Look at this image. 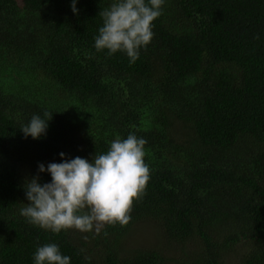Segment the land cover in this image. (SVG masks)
<instances>
[{"label": "trees", "instance_id": "obj_1", "mask_svg": "<svg viewBox=\"0 0 264 264\" xmlns=\"http://www.w3.org/2000/svg\"><path fill=\"white\" fill-rule=\"evenodd\" d=\"M113 2L0 0V264L47 243L70 264H264V0H165L132 64L94 46ZM129 134L150 180L127 226L56 234L21 215L26 182L52 180L40 163L91 162ZM148 224L157 241H131Z\"/></svg>", "mask_w": 264, "mask_h": 264}, {"label": "clouds", "instance_id": "obj_2", "mask_svg": "<svg viewBox=\"0 0 264 264\" xmlns=\"http://www.w3.org/2000/svg\"><path fill=\"white\" fill-rule=\"evenodd\" d=\"M164 2L114 0L99 13L103 26L94 38L95 49L107 50L108 55L124 52L129 63H135L140 50L154 38L153 22L162 15ZM72 11L78 14L76 0H72ZM51 118L52 112H45L43 118L33 115L21 127L25 138L46 135ZM146 143L144 138L129 134L126 139L113 140L107 152L95 154L91 162L77 156L61 163L51 162L47 168L40 163L39 172H49L52 180L41 184L34 176L26 182L30 203L20 210L21 215L29 223L56 234L70 229H95L99 234L105 225L127 226L132 220L133 202L142 200L150 180V168L144 161ZM70 260L56 243L39 246L34 253L35 264H70Z\"/></svg>", "mask_w": 264, "mask_h": 264}, {"label": "rangeland", "instance_id": "obj_3", "mask_svg": "<svg viewBox=\"0 0 264 264\" xmlns=\"http://www.w3.org/2000/svg\"><path fill=\"white\" fill-rule=\"evenodd\" d=\"M152 224H148L146 226H142L140 229L137 231V235L135 238L133 236L131 237V241H133L136 244H140L142 241L144 242H156L154 238L156 237V234L158 230L156 227H152ZM154 237V238H153ZM242 252H245V249L239 250L237 254H241ZM228 261L226 264H235L237 263V259H234L231 255L227 258Z\"/></svg>", "mask_w": 264, "mask_h": 264}]
</instances>
